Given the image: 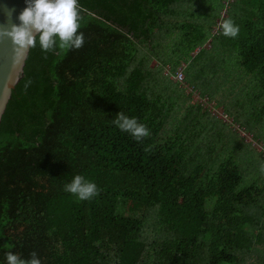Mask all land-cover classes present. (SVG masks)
<instances>
[{
    "label": "trees",
    "instance_id": "16d2710c",
    "mask_svg": "<svg viewBox=\"0 0 264 264\" xmlns=\"http://www.w3.org/2000/svg\"><path fill=\"white\" fill-rule=\"evenodd\" d=\"M218 4L79 0L81 48L31 46L0 123V262L11 251L41 264H264V174L244 184L243 159L210 157L204 131L165 136L173 103L152 87L158 51L184 46L176 71L211 36L264 95V0ZM223 8L234 38L212 29ZM119 112L150 134L121 131ZM76 174L96 183L93 198L64 190Z\"/></svg>",
    "mask_w": 264,
    "mask_h": 264
},
{
    "label": "rangeland",
    "instance_id": "374dc122",
    "mask_svg": "<svg viewBox=\"0 0 264 264\" xmlns=\"http://www.w3.org/2000/svg\"><path fill=\"white\" fill-rule=\"evenodd\" d=\"M214 1L213 8H218L220 0ZM223 16H227L226 8L221 9L220 17L212 27L214 32L220 30ZM220 42L219 38L210 36L200 55H197L201 49L198 47L190 57H181L178 68L183 69L185 79L178 82L174 78L175 71L170 69V60L175 61L184 51V46L176 47V42L170 41L167 48L161 53L158 51V56L149 62L153 68L152 87L173 103L165 136L174 134L178 126L191 133L204 131L198 140L211 142L214 152L209 156L223 159L233 155V151L237 152L238 157L243 159L240 165L245 172L244 184H249L264 174V113L261 110L264 95L260 96V88L252 82L254 75L250 74L249 79L237 64L236 54L225 52ZM216 43L215 48L213 45ZM162 52L166 55V61L169 60L166 66L159 64ZM202 150L204 153V145ZM152 232L149 223L147 233L151 236Z\"/></svg>",
    "mask_w": 264,
    "mask_h": 264
},
{
    "label": "clouds",
    "instance_id": "9594fccd",
    "mask_svg": "<svg viewBox=\"0 0 264 264\" xmlns=\"http://www.w3.org/2000/svg\"><path fill=\"white\" fill-rule=\"evenodd\" d=\"M26 7L19 13V24L0 25V34L13 38L20 37L24 47L35 46L37 43L42 51H50L56 47L61 49H79L84 43V33L78 31L81 26V10L79 0H26ZM9 17L11 12L8 13ZM223 35L236 37L239 25L231 19H225L221 25ZM113 123L124 132L130 133L136 140L150 134V130L137 118L129 117L123 112L116 114ZM64 190L76 195L80 200L93 198L99 191L94 181L76 174L64 185ZM6 264H41V259L35 252L31 258L24 259L18 254L5 253ZM3 264V262H0Z\"/></svg>",
    "mask_w": 264,
    "mask_h": 264
},
{
    "label": "water",
    "instance_id": "95a60500",
    "mask_svg": "<svg viewBox=\"0 0 264 264\" xmlns=\"http://www.w3.org/2000/svg\"><path fill=\"white\" fill-rule=\"evenodd\" d=\"M26 6V0H0V25L7 27L8 24H19L17 17ZM15 40L17 42L6 34H0V123L13 89L24 76L31 49V46L24 47L19 42V36H16Z\"/></svg>",
    "mask_w": 264,
    "mask_h": 264
},
{
    "label": "built area",
    "instance_id": "2783aa9c",
    "mask_svg": "<svg viewBox=\"0 0 264 264\" xmlns=\"http://www.w3.org/2000/svg\"><path fill=\"white\" fill-rule=\"evenodd\" d=\"M174 77L176 78V80H177L178 82H183L184 79H185V74H184L183 69H182V68H179V69L176 71Z\"/></svg>",
    "mask_w": 264,
    "mask_h": 264
},
{
    "label": "crops",
    "instance_id": "0c3cea01",
    "mask_svg": "<svg viewBox=\"0 0 264 264\" xmlns=\"http://www.w3.org/2000/svg\"><path fill=\"white\" fill-rule=\"evenodd\" d=\"M170 69H171V67H170ZM177 70H178V69H177ZM177 70H176V71H177ZM176 71H175L174 73H176ZM169 73H170V72H169ZM174 78H175V77H174ZM175 79H176V78H175ZM176 81H177V80H176Z\"/></svg>",
    "mask_w": 264,
    "mask_h": 264
},
{
    "label": "bare ground",
    "instance_id": "6f19581e",
    "mask_svg": "<svg viewBox=\"0 0 264 264\" xmlns=\"http://www.w3.org/2000/svg\"><path fill=\"white\" fill-rule=\"evenodd\" d=\"M183 86V85H182Z\"/></svg>",
    "mask_w": 264,
    "mask_h": 264
}]
</instances>
